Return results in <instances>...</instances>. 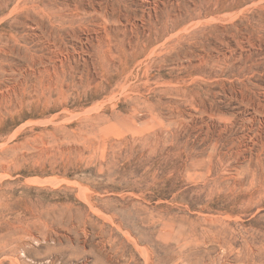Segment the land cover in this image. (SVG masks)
Segmentation results:
<instances>
[{"label":"rangeland","instance_id":"1","mask_svg":"<svg viewBox=\"0 0 264 264\" xmlns=\"http://www.w3.org/2000/svg\"><path fill=\"white\" fill-rule=\"evenodd\" d=\"M0 264H264V0H0Z\"/></svg>","mask_w":264,"mask_h":264}]
</instances>
